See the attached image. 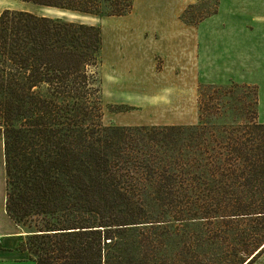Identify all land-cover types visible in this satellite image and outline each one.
I'll return each instance as SVG.
<instances>
[{"label":"trees","instance_id":"trees-1","mask_svg":"<svg viewBox=\"0 0 264 264\" xmlns=\"http://www.w3.org/2000/svg\"><path fill=\"white\" fill-rule=\"evenodd\" d=\"M21 1L98 17L125 16L134 4ZM101 50L98 26L22 10L0 13L5 207L28 230L30 258L35 264H177L176 231L199 222L226 225L238 241L240 249L233 245L223 262L250 264L264 250L257 87H241L252 91L254 107L244 102L242 111L251 112L244 123L224 119L223 98L233 95L234 84L200 89L209 93L200 91L198 125L104 126L95 70ZM241 221L248 231L239 232Z\"/></svg>","mask_w":264,"mask_h":264},{"label":"rangeland","instance_id":"rangeland-1","mask_svg":"<svg viewBox=\"0 0 264 264\" xmlns=\"http://www.w3.org/2000/svg\"><path fill=\"white\" fill-rule=\"evenodd\" d=\"M222 1L224 2L223 9L220 10ZM24 3L27 2L21 0H0V13L6 9L22 11L29 10L31 13L39 16L60 18L67 21L80 22L100 27L102 35V50L98 66L95 70L98 86L101 89L99 99L101 106V122L104 126L198 125L199 100L200 98L205 99L203 95L200 97V91H202V94L209 93L208 90L205 91V89H200L208 85L225 86L228 88L232 87L234 84L239 86L232 89L233 95L231 97L223 98V106H225L224 109L226 110L224 119L227 123H244L246 121L245 116H251V112L246 114L242 111L241 107L244 105V102H247L249 107H251L249 110L251 111L254 109L251 104L252 91L242 89L241 87L253 86L239 84L233 81L216 84L203 81V77L207 75H205L201 66L202 59L204 58L202 49L196 50L195 53L194 75L195 80L197 81L198 79V83H196V88L193 92L177 88L175 80L180 76L181 71L180 68L177 67L179 69L178 75L174 72L176 58L171 62L172 65L164 66L163 56L155 54L154 70L152 73L151 71H147L149 76L148 87L151 89L149 96L147 98H145V96L141 98L144 86H142V91L138 90L136 87L140 86L141 83L137 79H131L129 83L124 81L122 84H128L133 87L129 93L134 97L136 104L115 103L116 101H121L116 100V97H114V90H116L117 86L114 82L117 80L120 72L114 66L113 60L115 59V55L121 57L126 49L125 46L128 42H125L126 38H124V35L126 37L128 34L133 35L131 43H135L139 38L142 40L144 34L148 33L147 31H142L136 26L138 23L136 18L137 13L140 11L137 12L134 10L135 0L131 12L121 17L84 15L58 9L44 8L41 6H27ZM237 4H240L243 8L236 9L235 7ZM161 13L162 18L167 20L169 27L172 29V33L188 36L190 38L192 37L194 40H199L201 44L206 35L218 36L220 34L229 33L231 28L235 29L233 24H231L233 25L232 27L228 24V18V20H235L236 17L239 25L242 23L247 24L246 26L240 25L238 27L241 28V30H239L240 33H243L244 29L246 30L245 34L247 35L250 33V30L254 32L256 18H259V21L264 23V0H194L182 11L163 10ZM183 16L185 21L182 20ZM130 22L134 24L133 27H130ZM176 22L180 24L183 23L186 27L179 30L175 28V26L178 25ZM226 22H228L227 25L225 24ZM259 28V39L261 45L264 46V26H259ZM231 31L232 32L230 33L233 34L234 30L231 29ZM262 53L264 54V47L260 49V54ZM260 59H263L259 65V68L261 69L264 68V56L260 57ZM216 70L217 67H214L210 72V76L218 78L219 74L217 75ZM136 78L138 77L136 76ZM119 84L122 86L121 83ZM245 93H248L247 97L245 96ZM129 100H131V98ZM117 105H125L127 110L125 108L124 111L114 112L110 109L111 106ZM256 109V121L261 123L258 120V105ZM224 119L223 117L221 118V120ZM218 123L221 124L222 121H218ZM212 222L215 221L210 220V223ZM245 223L247 222L241 221L238 227L239 232L245 230L248 231L249 227L247 225L245 226ZM199 224V222L191 224L186 230L178 229V232L176 231V234L174 235L175 246L171 248L175 249L173 251H177V256H175V259L177 258V264H226L223 262V259L230 258V256H227L231 254L233 245L240 249L238 241H233L231 239L232 236L229 233L231 230L228 226L223 224L219 227L214 226V224L212 226L201 227ZM23 230L24 232L28 231L27 229ZM26 235L22 245L24 249L26 248L24 245L26 242ZM239 235L240 233L237 237H239ZM232 242L233 244H231ZM257 250L248 255L241 254L242 259L245 261L250 260L254 254L258 253ZM250 264H264V250L257 255Z\"/></svg>","mask_w":264,"mask_h":264},{"label":"crops","instance_id":"crops-1","mask_svg":"<svg viewBox=\"0 0 264 264\" xmlns=\"http://www.w3.org/2000/svg\"><path fill=\"white\" fill-rule=\"evenodd\" d=\"M193 1L135 0L134 10L140 11L137 13L138 23L136 26L148 33L144 34L142 40L139 38L135 43H131L133 35L128 34L127 37L124 35V38H126L125 42H128L125 46L126 49L121 57L115 55L113 60L114 66L120 72L114 82L117 85L116 90H114V97H116V100L121 101H116L115 103L136 104L134 97L129 93L133 87L128 84H122L124 81L129 83L131 79H137L141 83L140 86L136 87L138 90L142 91V86H144L141 98L149 96L151 89L148 87L149 76L147 71L152 73L154 70L155 54L163 56L164 66L172 65L171 62L176 58L174 72L178 75L179 69L177 67L181 71L180 76L175 80L177 88L193 92L196 88V83H198V79L196 81L194 75L195 53L196 50L202 49L204 58L201 66L203 72L207 75L203 77V81L215 84L233 81L239 84L256 86L258 91V120L264 124V68H259L260 62L263 61L260 57L264 56L263 53L260 54V49L264 46L261 45L259 39V26H264V23L259 21V18H256L254 32L250 30L247 35L245 34V29L243 33H240L239 30L241 28H238L240 25L246 26L247 24L242 23L239 25L236 17V21L228 20V18L227 21L229 23L226 22L225 24L227 25L228 23L230 27L235 26V29L231 28L234 30L233 34L230 33L232 32L230 29L229 33L218 36L206 35L200 44L199 40H194L192 37L172 33V29L169 27L167 20L162 18L161 13L163 10L182 11ZM24 4L37 6L30 3ZM223 4L224 2L222 1L220 10L223 9ZM235 8L240 9L243 6L237 4ZM177 24L175 28L179 30L186 27L183 23ZM130 25V27H133L134 24L130 22ZM214 67H217L218 78L210 76V72ZM128 98H131V100ZM5 201L6 169L4 145L0 139V235L2 236L0 241V264H35L30 258L29 252L22 246L26 233L7 214Z\"/></svg>","mask_w":264,"mask_h":264},{"label":"built area","instance_id":"built-area-1","mask_svg":"<svg viewBox=\"0 0 264 264\" xmlns=\"http://www.w3.org/2000/svg\"><path fill=\"white\" fill-rule=\"evenodd\" d=\"M0 240H1V235H0Z\"/></svg>","mask_w":264,"mask_h":264}]
</instances>
